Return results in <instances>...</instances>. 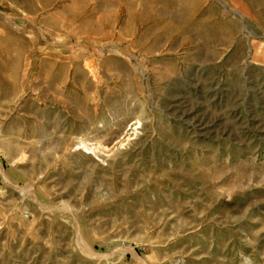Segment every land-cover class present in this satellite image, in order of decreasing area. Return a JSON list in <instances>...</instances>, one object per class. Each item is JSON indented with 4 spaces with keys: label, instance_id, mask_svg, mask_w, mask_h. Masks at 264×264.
I'll use <instances>...</instances> for the list:
<instances>
[{
    "label": "rangeland",
    "instance_id": "1",
    "mask_svg": "<svg viewBox=\"0 0 264 264\" xmlns=\"http://www.w3.org/2000/svg\"><path fill=\"white\" fill-rule=\"evenodd\" d=\"M0 264H264V0H0Z\"/></svg>",
    "mask_w": 264,
    "mask_h": 264
}]
</instances>
